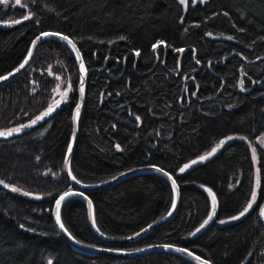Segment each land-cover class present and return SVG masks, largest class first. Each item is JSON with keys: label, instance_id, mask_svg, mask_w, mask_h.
Returning <instances> with one entry per match:
<instances>
[{"label": "trees", "instance_id": "trees-1", "mask_svg": "<svg viewBox=\"0 0 264 264\" xmlns=\"http://www.w3.org/2000/svg\"><path fill=\"white\" fill-rule=\"evenodd\" d=\"M14 1L0 4V23H12L0 27V76L19 67L47 32L69 37L83 58L87 76L72 177L97 185L154 166L171 174L180 190L173 219L127 245L102 243L85 202L70 199L60 218L73 239L120 252L173 246L210 264H264V145L257 143L264 136V0H204L186 9L179 0ZM81 79L71 49L45 39L31 65L0 85V131L60 100L58 86L67 91L53 119L0 142V179L20 189H0V264H195L159 251L132 258L83 254L56 229L53 207L71 189L65 161ZM88 196L97 230L112 238L132 237L162 220L175 197L156 173ZM249 204L244 216L232 219ZM214 206L211 225L198 235Z\"/></svg>", "mask_w": 264, "mask_h": 264}, {"label": "water", "instance_id": "water-1", "mask_svg": "<svg viewBox=\"0 0 264 264\" xmlns=\"http://www.w3.org/2000/svg\"><path fill=\"white\" fill-rule=\"evenodd\" d=\"M49 33H53V32H49ZM64 36L65 35H63V34H60L59 36H43V35L38 36L34 40L32 46H31V49L29 51V52H31V57H29V54L26 57V59L28 60V63L24 66V68L20 69V71H16V69L19 68V67H17L14 71L5 75L8 78L0 80V85H3L5 83L10 82L11 80L15 79L16 77L21 75L31 65L39 44L45 39H55V40H59V41L63 42L65 45H67L71 49V51L76 56V58L78 60L79 67H80L81 63H83V66H84L83 58L81 56L79 49L77 48L76 45H75V49H74L72 47V44H69L67 40L62 39V37H64ZM68 39L71 40L69 37H68ZM77 50L79 51V58L77 57ZM81 72H82V79H83V87L85 90L86 76H87L85 67H84L83 71L81 70ZM80 87H81V84H80ZM84 95H85V93L81 97V94H80L79 105L77 106L80 109L79 116L81 115L82 110H83ZM65 100H66V98L60 99L59 100L60 101L59 106L56 107L55 110L49 116L44 117V119H42V120H37V117L41 116L45 111H47L49 106L45 110H43L40 114H38L36 117L29 120L25 124H22L20 126L12 128V129L2 130V132H8L9 130L20 129V131H18V132L13 131L10 136H0V142L9 141L12 139L19 138L21 136L27 135V134L31 133L32 131L40 128L41 126H43L44 124L49 122L58 113H60L62 111L64 104H65ZM34 120L36 121L35 124L32 123V121H34ZM78 120H79V117L78 118L76 117V110H75L74 119H73V135H72V139H71V143H70L71 152L70 153L68 152L67 157H66V161H65V173L67 174L69 180L71 181V190H69L68 192L61 195V196H64L65 198L60 202V210H61V207L63 206V204L70 199L77 198V199L84 201L86 206H87V209H88L90 225H91L92 229L94 230L97 238L102 243H104L106 245H127V244L135 243V242L139 241L140 239L144 238L145 236H147L150 232H152L157 227L162 226V225L166 224L167 222L171 221L173 219V217L175 216L177 209H178V206H179L180 190H179V187H178L176 181H175V187H173L172 181L175 180V178L171 174L167 173L166 171H164L160 168H157L154 166L138 168V169L129 171L125 174H122L121 176H118V177H116V178H114L108 182H104V183L97 184V185H85V184H82V183L76 181L75 179H73V177L71 175V171H70V166H71L72 156H73V152H74L76 142H77V138H78ZM26 125H27V127H25ZM141 173L159 174V175L163 176L165 179H167V181L171 184L173 191H174V196H175L174 197L175 207L174 208L172 207V209L170 211L171 214H168L162 220L156 222L155 224L151 225L147 229L143 230L142 232H140V233H138L132 237L112 238V237H107V236L101 234L97 230L96 225H95L94 208H93V204H92L88 194L93 192V191H97L99 189H103V188L108 187L110 185L116 184L120 181H123L125 179H128L134 175L141 174ZM3 182H4L3 184H0V189L5 190V191H10L13 194L20 193V191H12L11 189L14 186L6 183L5 181H3ZM5 185H8L9 187H5ZM60 197L57 199V201L60 200ZM57 201L55 202V205H54L53 211H52L53 221H54V224L56 226V229L58 230L60 235L63 236L70 243V245L73 247V249H75L76 251H78L80 253L88 254V255L107 256V257H112V258H132V257H138V256H142L145 254H149L152 252L159 251V252H170V253L182 255L195 264H202V261L205 262V264H210L208 261H206L202 257L194 254L193 252H191L189 250H186L183 248H177V247H173V246L162 245V246H155L152 248L139 250V251L120 252V251H115V250H111V249H107V248H95V247H89V246H85L83 244H80L75 239H73V237L70 235V233L68 231H65L64 229L60 228L59 223L56 220ZM210 216H212V219L208 220L207 224L204 223L203 224L204 226L199 228V231H197L198 235L201 234L202 232H204L211 225V222L213 221V218L215 217V206H214ZM259 219H260V222L262 223V225L264 226V202L259 207ZM60 222H61V218H60ZM197 257H199L200 259H197Z\"/></svg>", "mask_w": 264, "mask_h": 264}, {"label": "snow or ice", "instance_id": "snow-or-ice-1", "mask_svg": "<svg viewBox=\"0 0 264 264\" xmlns=\"http://www.w3.org/2000/svg\"><path fill=\"white\" fill-rule=\"evenodd\" d=\"M10 2V0H0V4H3V5H8ZM21 2V0H15V4L16 5H19ZM180 2L182 4H187V0H180ZM24 19H29V16H25ZM21 21L17 20L15 21V23H20ZM43 36H59L60 34L59 33H43L42 34ZM210 35V34H209ZM231 39V37H229ZM62 39L64 40H67L69 44H72V47L75 49V44L72 43L71 40L68 39L67 36H64L62 37ZM120 39H126L125 37H120ZM159 43H163L162 41L159 42ZM155 47V46H154ZM178 51H183V49H178ZM29 57H31V52H29ZM77 57L79 58V51L77 50ZM28 63V60L26 59L24 61V63H22L19 68L16 69V71H20V69L24 68V66ZM80 68L81 70L83 71L84 70V66H83V63H81L80 65ZM8 77L6 76H0V80H3V79H7ZM243 83V82H242ZM80 84H81V87L79 88V92L81 94V97L83 96L84 94V87H83V79H81L80 81ZM68 90L70 91L71 90V84H69L68 86ZM54 91L57 92L58 95L61 96V99H64L66 98L67 96V91H65L64 93H60L59 92V86L57 87V89H55ZM60 104V101L59 100H54L53 104L50 105L47 109V111H45L41 116L37 117V120H42L44 119V117L46 116H49L54 110L56 107H58ZM79 114H80V109L79 107H77L76 109V117L78 118L79 117ZM33 124L36 123V121H32ZM27 127V125L25 126ZM13 131H20V129H13V130H9L8 132H2L0 131V136H10L12 134ZM229 140L233 139V137H228ZM225 143V141H221L220 144L223 145ZM261 143L264 144V138L261 139ZM219 147V146H218ZM217 151L216 148H213L212 149V152L211 153H208L206 154L205 156H202L200 157L201 160H205L207 159L208 156L212 155L213 153H215ZM68 152L70 153L71 152V147H69L68 149ZM192 163H196V161H193ZM189 167V165H185V168ZM181 172L184 171V168H181L180 169ZM73 179H75V177H73ZM4 182L2 180H0V184H3ZM258 183H259V180H258ZM172 184H173V187H175V180L172 181ZM5 187H9L8 185H5ZM12 191H20V189H17L15 187H12L11 189ZM24 195H30V193H27L25 192ZM67 195V194H66ZM82 195V194H81ZM39 198V197H37ZM65 197L64 196H61L60 197V200L57 201V208H56V220L57 222L59 223V226L61 229H64L65 231H67V229L64 228V224L62 222H60V202L64 199ZM251 204H249L243 211L240 212L239 216H236V217H233L232 219H239L240 217L244 216L245 213L248 211L249 208H251ZM175 207V204H173V208ZM171 214V213H169ZM212 219V216H209L208 220H211ZM208 220H206L204 223L207 224L208 223ZM221 223H224V221H220ZM204 225H201V227H203ZM23 227V226H21ZM197 231H199V229H197ZM197 259H200L199 257H197ZM202 264H205V262L202 261Z\"/></svg>", "mask_w": 264, "mask_h": 264}, {"label": "rangeland", "instance_id": "rangeland-1", "mask_svg": "<svg viewBox=\"0 0 264 264\" xmlns=\"http://www.w3.org/2000/svg\"><path fill=\"white\" fill-rule=\"evenodd\" d=\"M204 0H187V4H182L179 0V2L183 5V7L186 9L187 6H188V3L189 2H192V3H197V2H202ZM14 4H15V1H14ZM21 4V3H20ZM16 5V4H15ZM10 25H12V23H0V27H9ZM264 138V136L260 137L258 140H257V143H259L260 145H264L261 143V139ZM17 167L16 166H12V169H16ZM71 190V189H70Z\"/></svg>", "mask_w": 264, "mask_h": 264}]
</instances>
